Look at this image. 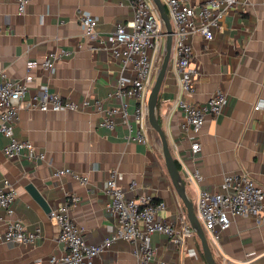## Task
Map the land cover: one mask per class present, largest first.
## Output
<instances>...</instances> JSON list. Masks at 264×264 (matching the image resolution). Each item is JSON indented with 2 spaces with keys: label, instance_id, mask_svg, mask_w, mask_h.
<instances>
[{
  "label": "crops",
  "instance_id": "1",
  "mask_svg": "<svg viewBox=\"0 0 264 264\" xmlns=\"http://www.w3.org/2000/svg\"><path fill=\"white\" fill-rule=\"evenodd\" d=\"M200 7L206 0H187ZM132 0H31L24 13L17 0H0V71L13 81L34 78L19 111L15 136L31 142L44 160L23 156L9 159L4 154L8 139L0 133V186L6 182L16 192L14 215L0 208V236L9 222L20 219L27 232L39 229L32 244H10L0 240V264H49L53 256L65 253L57 242L59 228L49 213L32 198L26 188L33 185L51 210L68 205L72 221L84 230L90 244H100L118 229L117 217L106 206L110 198L103 192L105 182L116 175L126 198L147 195L163 202L157 219L176 227L184 225L186 209L165 167L160 142L152 133L151 143L141 145L129 139L130 130L120 115L115 127L102 126L104 110L127 106L132 116L135 100L112 96L121 78L134 77L131 65L114 57L107 46L88 39L80 18H97V34L110 36L117 24L133 20ZM191 67L194 91L181 88L172 55L163 81L157 116L167 135L172 154L180 164L187 193L196 207L200 188L223 192L227 175L247 174L264 189V0H239L225 14L212 40L194 35ZM66 51L55 60L53 74L43 70L50 54ZM41 86L77 104L75 111L43 113L26 107L29 99L41 95ZM221 90L229 98L221 116L208 117L200 135L202 152L190 153L191 135L183 127L184 114L175 108L177 100L203 104ZM90 101L92 106L83 103ZM100 102L103 112L95 107ZM262 103V109L255 106ZM70 175L56 177L58 170ZM197 169L203 175L198 186L188 179ZM86 179V182L81 179ZM136 182L137 188L131 190ZM77 198L75 203L73 200ZM212 247L218 264H264V209L261 217L231 218L229 228L219 234ZM152 243L157 264H207L199 238L192 233L183 244L155 233ZM131 244L119 240L107 248L94 264H133Z\"/></svg>",
  "mask_w": 264,
  "mask_h": 264
},
{
  "label": "built area",
  "instance_id": "2",
  "mask_svg": "<svg viewBox=\"0 0 264 264\" xmlns=\"http://www.w3.org/2000/svg\"><path fill=\"white\" fill-rule=\"evenodd\" d=\"M30 2L31 0H17L19 12L24 13ZM162 2L173 26L172 55L180 85L184 92L192 93L196 71L191 67L193 48L190 38L200 34L205 40H212L225 14L234 10L239 0H206L200 7L192 6L187 0ZM131 4L133 20L127 24H117L110 36L100 37L97 34L98 20L90 14L81 16L80 24L88 39L97 41L98 46H107L114 57H122V63L125 66L131 65L134 70V77L130 80L121 78L112 94L120 101L125 97L135 100L136 108L132 116L124 104L121 110H104L102 126L113 129L116 125L115 118L120 115L129 127V139L137 144L148 145L153 133L148 120V102L165 50V26L152 0H132ZM67 54L63 50L50 54L42 63L43 70L53 74L56 70L55 60ZM33 81V76L28 74L22 82H15L4 71H0V133L9 141L4 148V154L9 159H20L23 156L34 162L45 159L44 154L38 152L31 142L18 140L15 136L19 111ZM40 90L42 94L32 96L26 104L27 108L43 113L78 109L77 104L50 92L47 86H41ZM228 104L229 98L221 90L203 104L176 101L175 108L184 114L183 127L191 135L190 153L193 159L202 152L200 135L207 118L221 116ZM83 105L87 108L92 106L90 101H85ZM262 106V103L257 104L255 110H261ZM95 107L103 112L100 102ZM64 175H70V170H58L55 176ZM115 177L116 175L105 182L103 192L110 198L107 211L117 217V231L102 243L93 245L85 239L84 230L72 221L68 205L51 210L49 217L59 228L57 242L63 244L65 253L51 257L49 264H94L97 257L119 240L133 247V264H157L153 234H163L181 244L191 234L189 222L185 218L184 225L179 228L169 221L157 219V213L165 208L163 202L155 201L147 195L126 198ZM188 179L198 186L204 180L197 169L188 172ZM81 181L86 182V179L82 178ZM221 187L223 192L200 188L195 207L211 247L219 245V234L229 228L232 217L260 218L264 209V189L247 174L227 175ZM136 188L137 184L133 182L131 190L135 191ZM73 201L76 203L77 198ZM15 202L16 192L6 182L4 186H0V208L8 216H13ZM39 233V229L34 233L27 232L23 222L16 219L9 222L0 240L10 244H32Z\"/></svg>",
  "mask_w": 264,
  "mask_h": 264
},
{
  "label": "water",
  "instance_id": "3",
  "mask_svg": "<svg viewBox=\"0 0 264 264\" xmlns=\"http://www.w3.org/2000/svg\"><path fill=\"white\" fill-rule=\"evenodd\" d=\"M155 6L158 9V12L161 16L163 24L165 26V35H166V43L165 50L162 57V61L157 71L156 79L154 86L151 90L148 102V120L151 126L152 131L157 136L160 146H161V154L169 174V177L172 181V184L178 194L180 200L182 201L186 212L187 219L191 228V231L195 233V235L199 238L202 252L207 264H218L215 260L212 247L208 241L206 233L202 224L200 223L194 202L190 199L187 193L186 182L182 177L181 171L177 167L175 158L172 154L169 141L167 135L165 134L161 124L159 122L157 116V106L159 101V94L167 74L171 56H172V48H173V26L171 19L168 15L167 9L162 2V0H152ZM27 192L32 196V198L43 208V210L47 213L51 212V208L48 206L47 202L41 195V193L31 184H29L26 188Z\"/></svg>",
  "mask_w": 264,
  "mask_h": 264
},
{
  "label": "trees",
  "instance_id": "4",
  "mask_svg": "<svg viewBox=\"0 0 264 264\" xmlns=\"http://www.w3.org/2000/svg\"><path fill=\"white\" fill-rule=\"evenodd\" d=\"M160 122V121H159ZM176 161V164H177V167L179 168V170L181 169V167H180V164L177 162V160H175Z\"/></svg>",
  "mask_w": 264,
  "mask_h": 264
}]
</instances>
